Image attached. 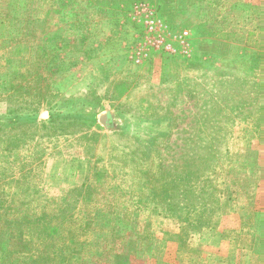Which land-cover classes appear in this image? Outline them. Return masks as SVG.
I'll return each instance as SVG.
<instances>
[{
	"label": "rangeland",
	"instance_id": "rangeland-1",
	"mask_svg": "<svg viewBox=\"0 0 264 264\" xmlns=\"http://www.w3.org/2000/svg\"><path fill=\"white\" fill-rule=\"evenodd\" d=\"M9 110L0 264H264V0H0Z\"/></svg>",
	"mask_w": 264,
	"mask_h": 264
},
{
	"label": "built area",
	"instance_id": "built-area-1",
	"mask_svg": "<svg viewBox=\"0 0 264 264\" xmlns=\"http://www.w3.org/2000/svg\"><path fill=\"white\" fill-rule=\"evenodd\" d=\"M135 16L133 18H137L140 20V17H143V23L146 29V34H150L151 38H147V42L145 45L153 46L157 50H162L166 53L175 54L179 51L183 55H189L190 46L187 41L188 31L183 30L178 34H173L171 38H167L164 35L167 27L163 23V21L156 17L153 10H151L146 4L140 3L136 4L134 7ZM138 14H142L143 16H138ZM176 46H175V43ZM149 49L145 46L137 47L132 54H134L135 62H140L143 57H147V51Z\"/></svg>",
	"mask_w": 264,
	"mask_h": 264
},
{
	"label": "trees",
	"instance_id": "trees-1",
	"mask_svg": "<svg viewBox=\"0 0 264 264\" xmlns=\"http://www.w3.org/2000/svg\"><path fill=\"white\" fill-rule=\"evenodd\" d=\"M6 113L8 115V118L4 117V115L2 116L3 118L0 117L2 118L0 120V129L20 127L21 125H23L22 120L31 121L32 119H35V116H33L34 118L27 120L28 116L22 117L19 115H15V110H9ZM56 232L57 230L55 226L47 227L46 233L48 236H53Z\"/></svg>",
	"mask_w": 264,
	"mask_h": 264
}]
</instances>
